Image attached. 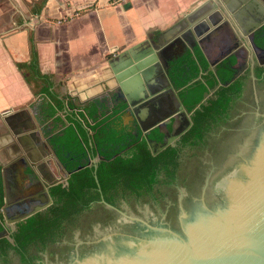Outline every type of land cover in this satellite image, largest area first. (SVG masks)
Wrapping results in <instances>:
<instances>
[{"label":"trees","instance_id":"obj_1","mask_svg":"<svg viewBox=\"0 0 264 264\" xmlns=\"http://www.w3.org/2000/svg\"><path fill=\"white\" fill-rule=\"evenodd\" d=\"M47 0L33 3L30 13L40 14ZM21 19L19 24L27 23ZM255 44L264 49V25L254 34ZM30 56L16 62L33 94L30 104L35 119L41 125L44 138L62 166L71 172L66 182L49 188L52 203L35 214L18 221L15 228L7 227L0 212V233L10 231L9 237L0 238V264H12V256L20 264H40L42 254L65 237L68 227L84 218L94 206L104 201L118 206L120 197L149 196L158 201L166 196L163 187L174 184L184 171L187 150L212 147L211 142L232 119V110L243 97L249 78L248 71L228 86H220L191 114V128L180 136L176 144L154 155L148 139L161 141L158 127L147 132L125 122L126 101L111 92L85 103L55 88V76L42 73L33 30L29 33ZM237 59H224L217 71L208 69L209 62L198 44L192 49L183 47L167 61L168 77L179 97L191 111L202 99L204 92L218 81L230 80ZM263 66L256 67L255 75L262 80ZM202 79L195 80L199 75ZM91 161V164H90ZM81 166V169H77ZM4 205V186L0 165V209Z\"/></svg>","mask_w":264,"mask_h":264},{"label":"crops","instance_id":"obj_2","mask_svg":"<svg viewBox=\"0 0 264 264\" xmlns=\"http://www.w3.org/2000/svg\"><path fill=\"white\" fill-rule=\"evenodd\" d=\"M35 1L0 0V11L11 3L21 7L30 2L32 7ZM263 16L264 6H256L250 0H47L31 27L0 36V165L4 182V174L14 177L16 170L11 165L21 159L27 162V171L33 167L40 180L34 179L39 183L47 182L57 166L42 129L36 125L30 107L32 91L16 66V62L29 59L31 30L41 72L55 76L56 90L85 103L111 92L122 94L108 61L123 50L139 46L135 54L147 59L149 53L143 51L148 45L154 46V42H159L157 50L163 45H167L166 51L187 46L194 38L193 29H199L204 21L209 25L212 20L217 21L215 25L227 21L244 30ZM162 34L165 38L160 41ZM224 39L223 32L206 44L211 59L218 58L224 50ZM169 57L161 60L157 68L149 64L144 69L149 81L144 84L147 93L156 91L159 77L165 79Z\"/></svg>","mask_w":264,"mask_h":264},{"label":"water","instance_id":"obj_3","mask_svg":"<svg viewBox=\"0 0 264 264\" xmlns=\"http://www.w3.org/2000/svg\"><path fill=\"white\" fill-rule=\"evenodd\" d=\"M250 1L256 6H264V0ZM211 23L212 25H209L204 21L199 29L194 28V38L186 47L192 49L195 44H198L209 62L208 69L213 72L217 71V65L224 59L231 56L236 57L235 72L230 80L226 82L218 81L213 87L208 88L204 92L202 99L189 111L179 97L180 89L175 88L171 83L167 73L168 64L164 62L165 80L178 104L176 114H184L187 126L179 134L168 139L165 144H159L157 151H154L153 147L156 141L147 138V142L154 155L164 150L191 128L193 124L191 120L192 112L220 86H228L241 76L249 66L248 59L250 57H256L259 65H264L263 57L260 55L264 49L258 47L254 42L255 32L264 25V16L255 22L250 29L244 30L236 28L234 25H228L227 21H224L222 25H215L217 23L215 20H212ZM227 27H230L231 30L228 31ZM223 32L225 33L224 40H226V44L223 46L224 50L221 51L218 58L211 59L207 52L206 44L214 35H222ZM228 36L230 37L229 39L226 38ZM164 38L165 35L162 34L159 40L162 41ZM222 38L224 36L220 37L219 40ZM154 44V46L148 45L147 49L143 51V53H149L147 59H139L140 56L135 54V50L139 46H134L114 55L108 61L113 77L122 90V94L120 95L127 103L128 117L130 119L143 118V114L140 112L143 111L145 115L148 110L147 103L149 99L157 95L155 92L147 93L145 91L144 84L147 85L149 81L144 69L149 64H154L153 66L156 67L163 60L162 55L166 51L167 45H163L157 50L159 42H154ZM123 67L124 71L122 70ZM199 79H202L201 74L195 80ZM135 84L136 86L134 87ZM259 89L263 91L264 86L254 83L246 90V93L248 96L251 95L253 100L257 102V91ZM137 90H140V92L137 93ZM161 91L162 89L159 92ZM246 97L243 101H245ZM161 123L163 122H157L154 126H157L165 134ZM36 125L40 130L41 125L38 122H36ZM224 128H228V126L220 128L211 141L213 143L217 141L221 145L219 149H212L210 146L200 150L184 165L183 172H189L196 163L202 162L204 165L203 175L208 176L210 174L212 168L215 166V162L232 148V145L227 144L225 141L227 140L226 138L222 142L220 140ZM149 129H141L145 137H147ZM44 142L51 149L46 139ZM257 142V145L254 147L253 158L249 164H243L239 168L234 167L219 179L218 185L225 196L224 208L219 206L217 211L211 212L208 218L194 220L190 224L187 234L185 233L184 236L164 226L162 220L157 215L153 213L149 215L146 211L148 208L144 209V217L124 212L122 220L124 219L125 222H133L137 219L142 220L140 222L144 226L141 229V235L136 236L124 233L117 235L115 234L117 230L114 227H97L95 237H100L104 240V243L100 247L101 249L82 258L71 257L72 259L70 258V262L68 261L67 264H264V134ZM222 147L226 150L218 154V151ZM51 153L65 175L44 183L43 192L48 195L46 204L37 205L29 212L13 220L6 218L5 208L9 206V201L7 199L4 177L1 174L4 186V205L0 209V212L6 218V223L11 225L12 229H14L15 223L18 221L26 219L50 205L52 200L49 196V188L60 182H66L69 178L71 172H68L62 166L52 149ZM26 168L25 166L20 171L22 176L30 181V178L27 177L28 174L25 172ZM81 168L79 166L77 169ZM29 170L32 176L38 178V180L40 179L32 166H29ZM240 175H244L245 179L241 180L239 178ZM102 202L111 207L106 202ZM183 217H185V213L182 210ZM9 235L10 231L6 228L0 233V238L9 237ZM52 258L53 256H50L46 264H55Z\"/></svg>","mask_w":264,"mask_h":264},{"label":"flooded vegetation","instance_id":"obj_4","mask_svg":"<svg viewBox=\"0 0 264 264\" xmlns=\"http://www.w3.org/2000/svg\"><path fill=\"white\" fill-rule=\"evenodd\" d=\"M176 49L178 47H172L165 51L162 55L163 59L169 57L172 53H176ZM260 55L264 60V51ZM248 65L245 72L248 71L249 78L243 97L234 106L232 119L225 124L228 128H224V132L220 136L221 142L226 138L227 140L225 141L227 144L232 145V148L215 162V166L208 176L203 175L204 165L202 162H198L193 166L192 170L178 177L174 184L163 187L162 190L167 194L158 201L151 200L149 196H142L139 199L130 196L127 198L120 197L118 206L109 204L111 206L109 207L102 201L98 202L84 218L76 220L72 226L68 227L65 237L50 247V252L42 254V262H37L46 264L48 258L53 256L52 260L55 264H67L71 257L82 258L87 254L99 251L104 240L100 237H95L97 227H114L117 230L115 233L117 235L122 233L136 236L141 235V229L144 226L140 222L142 220L137 219L133 222H125L124 219L122 220L124 212L134 213L135 215L144 217V209L148 208L146 211L149 215H152V213L157 215L162 220L164 226L184 236L185 233L187 234V230L194 220L208 218L211 212L217 211L219 206L224 208L225 196L221 187L218 185L219 179L232 168H239L243 164H249L253 158L254 147L258 143L257 140L264 134V89L263 91L260 89L257 91V102L253 100L251 95L248 96L246 93L249 83L253 78L258 85L262 84L264 86V71L262 72V80H259L255 75L256 67H264V65H259L258 60L254 56L248 59ZM158 83L159 85L156 87V91L152 90L157 95L149 99L146 114L144 115L143 111L140 112L143 114V118L130 119L128 117V111L124 117L125 122L135 128V130L150 128V131L157 127L154 126L157 122H163L161 126L165 131V135L161 141H156V144L153 146L154 151L158 150L159 144H165L168 139L179 134L187 126V120L184 114H176L178 104L166 80L159 77ZM161 89L162 91L159 92ZM118 96L121 97L119 93ZM245 97L246 99L243 101ZM179 138L174 140L170 145L176 144ZM220 146L217 141L212 143V149L216 148L218 150ZM221 150L218 151V154L224 152L226 149L224 150L222 147ZM25 172L28 174L27 176L30 175L29 177L33 182H37L30 173V170L27 171L26 169ZM58 174L65 175L61 168ZM60 175L57 178H60ZM239 178L241 180L245 179L244 175H240ZM40 183L44 185L46 182L40 181ZM47 201L48 195L43 191L38 196L19 198L15 202L9 203V206L5 208L6 218L13 220L29 212L37 205L46 204ZM182 210L185 213V217L183 218ZM3 218L5 225L11 228V225L6 223V218ZM11 230L13 229L11 228Z\"/></svg>","mask_w":264,"mask_h":264},{"label":"rangeland","instance_id":"obj_5","mask_svg":"<svg viewBox=\"0 0 264 264\" xmlns=\"http://www.w3.org/2000/svg\"><path fill=\"white\" fill-rule=\"evenodd\" d=\"M30 8H31L30 2L29 3L24 2V5L21 7L18 6L13 7L11 3V6L9 8H5V11H0V36L1 37L7 36L15 31H18L20 28L23 27L26 28L31 27L30 25L33 23L34 16L30 13ZM21 19H26L28 20V22L26 24L20 25L18 22ZM254 83H256V80L253 78V80L250 81L248 88ZM199 151L200 150H195V151L187 150L186 153L184 154L183 166L186 165ZM26 164L27 162L25 161V159L15 161L11 165L16 170V174L14 175V177L13 176L7 177V175L5 174V182H6L5 189L9 203L15 202L19 198H28L31 196L34 197V195L38 196V194L42 192L44 189L41 183L33 182L32 179H30V181L28 182L26 181L27 180L26 177L22 176L20 170H22L23 168L20 169L19 166L25 167L24 165ZM59 167H60L59 165L53 167V173H51L49 179H54L59 177L60 175L58 174L60 170ZM11 259H12V264H20L18 258H16L15 256H12Z\"/></svg>","mask_w":264,"mask_h":264}]
</instances>
